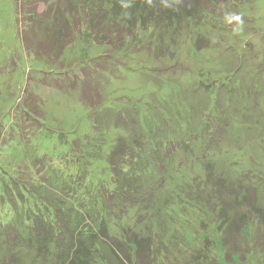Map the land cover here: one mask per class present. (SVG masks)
Returning a JSON list of instances; mask_svg holds the SVG:
<instances>
[{"label":"trees","instance_id":"16d2710c","mask_svg":"<svg viewBox=\"0 0 264 264\" xmlns=\"http://www.w3.org/2000/svg\"><path fill=\"white\" fill-rule=\"evenodd\" d=\"M233 1L236 0H178L176 3L170 0H12L22 44L33 52L49 50L53 44L64 46L69 42L72 27L81 23L93 31L94 39L101 46L121 52L125 48L120 31L123 28L129 29L128 36L133 35L135 26L170 29L180 25L183 19H199L212 7ZM39 5L43 7L41 12ZM105 23L110 24L108 32L103 29ZM39 36L47 39L49 45H44ZM101 57L107 58L108 66L116 64L109 55ZM106 70L95 68L94 75L98 74L102 81L110 76ZM203 80L196 83L215 101L210 109L218 119L220 114L223 116L222 123L217 122L215 127L219 135L233 125L232 114L226 126L224 118L228 113L224 114L218 106L216 82L206 86ZM92 83L89 80L83 83L81 88L87 92L88 99L80 100L88 111L92 133L99 137L100 143L111 130L119 134L105 153L104 169L97 174L91 172L101 161V145L92 141L91 133L83 142L77 139L71 142L65 161L61 156L55 161L46 155L32 154L30 161L10 174L0 168L1 264H160L163 253L181 251L176 248L178 242L189 247L173 235L177 242L170 252L163 240L170 226L161 220V211L164 208L167 214L174 200L215 217L221 261L210 256L213 242L204 239L200 244L203 247H190L193 249L187 256L188 264H232L246 261L253 251L264 253V207L259 199L264 176L251 173L234 178L227 176L206 153L208 162L203 168V177L193 176L184 184V176H179L193 155L185 153L190 150V144L205 138V133L188 129L186 113L190 109L177 93L179 88L166 87L161 92H165L163 96L154 94L155 114L146 109L127 111L121 105L117 111L108 112L103 120L93 117L101 112L99 105L104 104L98 105L95 99L98 86ZM218 86L222 88L223 84ZM263 93L261 88L256 97L264 98ZM256 97L253 93L252 98ZM245 99L249 104L250 99ZM168 103L170 107L164 108ZM112 114L119 117L112 120ZM35 129L39 131L41 127ZM208 144L216 146L217 142ZM180 149L183 151L178 153L181 163L176 166L173 159ZM205 150L213 151L214 147ZM47 162L50 170L45 169ZM22 167L28 170L22 171ZM47 172L52 173L51 177L45 175ZM70 172L76 173V177H70ZM154 173L160 174L154 177ZM75 181L76 185L86 187L75 190L72 187ZM64 190L67 195L63 194ZM160 192L168 196L163 208L156 204ZM73 193L77 200L86 202L74 201L78 203L75 207L70 197ZM63 195L70 198L71 205ZM124 220L127 222L123 225ZM153 220L157 232H153ZM249 227H253V233L247 238L245 230Z\"/></svg>","mask_w":264,"mask_h":264},{"label":"rangeland","instance_id":"374dc122","mask_svg":"<svg viewBox=\"0 0 264 264\" xmlns=\"http://www.w3.org/2000/svg\"><path fill=\"white\" fill-rule=\"evenodd\" d=\"M42 9L39 5L38 11ZM237 16L239 21L234 19ZM81 24L72 27L67 39L69 42L64 46L53 44L49 50L33 52L22 44L12 0H0V168L4 172L12 173L30 161L32 154L46 155L55 161L61 156L65 161L71 142L76 139L83 142L90 133L92 141L101 145V161L92 165L91 172L97 174L104 169L105 153L118 140L119 134L111 130L100 143L99 137L92 133L88 111L80 103V100L88 99L81 86L89 80L98 86V98L94 97L98 105L104 104L99 105L101 112L93 117H102L103 120L108 112L117 111L121 105L127 111L142 112L146 109L155 114L157 111L152 102L155 95L163 96L165 92H161L166 87L179 88L177 93L190 109V113H186L188 129L205 133V138L190 144V150L185 152L193 155L179 174L184 176V184H188L193 176L203 177V168L210 156L219 171L227 176L234 178L242 173L264 176V98L256 97L258 91L264 89V0H236L217 5L199 19H183L180 25H173L170 29L135 26L132 36L127 35L128 28L119 29L121 40L125 42L121 52L107 45L101 46L94 39L93 31L86 24ZM103 29L110 31V24L105 23ZM39 38L44 45H49L47 39ZM107 55L114 59V66H108L107 58L101 57ZM83 68L87 74L82 73ZM95 68L109 70L110 76H103L100 81L98 74L94 75ZM201 79L206 86L216 82L214 88L219 95L218 106L224 114L228 113L224 118L226 126L229 124L228 116L232 114L230 122L233 125L231 123L228 130L219 135L215 127L223 116L219 113L221 120L215 117L211 110L215 101L203 93L202 85L196 83ZM219 83L223 84L222 88ZM250 90H253L252 94ZM193 92H196L195 97L188 100ZM253 93L256 98H252ZM246 97L250 99L249 104L245 102ZM163 107H170V104ZM174 114L177 115L176 112ZM112 115V120L119 117ZM37 126L41 127L39 131L35 129ZM211 142H217L216 146L211 144L209 147ZM211 147H214L213 151L205 150ZM175 153L173 162L177 166L181 163L178 153L183 151L180 149ZM205 153L207 157H204ZM48 164L45 169L50 170ZM76 164L74 161V167ZM21 169L28 170L25 167ZM159 174L153 175L156 177ZM45 175L51 177L52 173ZM69 176L74 178L76 173L70 172ZM262 182L259 199L264 207V180ZM72 185L79 191L86 187L76 185V181ZM63 194L67 195L65 190ZM158 196L156 204L163 208L168 196L165 192H160ZM63 197L71 205L70 198ZM70 197L73 202H86L77 200L75 194ZM173 203L167 214L164 208L161 211V220L170 226L163 240L170 252L177 242L173 235L184 240L189 247L178 242L176 248H181V251L170 255L163 253L159 258L160 264H188L187 256L193 249L190 247H203L200 244L204 239L213 242L210 256L221 261L215 217L192 206L184 207L176 200ZM73 204L75 207L78 205L76 202ZM131 215L138 217L134 213ZM153 221V232H157ZM126 222L124 220L123 225ZM252 233L253 227L245 230L247 238ZM251 253L246 261L232 264H264V253Z\"/></svg>","mask_w":264,"mask_h":264},{"label":"clouds","instance_id":"9594fccd","mask_svg":"<svg viewBox=\"0 0 264 264\" xmlns=\"http://www.w3.org/2000/svg\"><path fill=\"white\" fill-rule=\"evenodd\" d=\"M234 19H236L237 21H239V17L237 16V17H235Z\"/></svg>","mask_w":264,"mask_h":264}]
</instances>
